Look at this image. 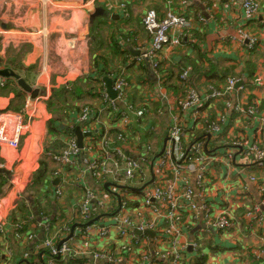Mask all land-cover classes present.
Masks as SVG:
<instances>
[{
    "label": "crops",
    "instance_id": "0c3cea01",
    "mask_svg": "<svg viewBox=\"0 0 264 264\" xmlns=\"http://www.w3.org/2000/svg\"><path fill=\"white\" fill-rule=\"evenodd\" d=\"M259 2L260 13L254 18H247L240 0H94L88 4L79 0H0V69H12L32 88L41 89L43 95L40 96H47L48 99L54 90L65 87L78 78L87 74L105 73L106 70L109 74H124L132 87L129 97L131 102L137 103L142 93L148 96L151 92L157 96L155 82L150 75L152 72L139 73L134 64L138 54L147 48L149 42V37L142 28V17L136 13L140 7L155 10L161 18L171 11L188 21V29L196 35L197 39L194 41L197 42L198 49L205 53V58L216 63L220 72L214 79L192 73L193 82L199 87L210 83L217 87L222 86L225 79L232 75L251 80L250 77L264 72V0ZM95 7H102L105 15L90 20L89 12ZM111 12L117 14V18H114ZM199 15L203 17V21L198 20ZM239 30L248 35H257L259 45L254 54L249 53L245 44L238 40ZM190 31L188 35L191 36ZM177 35L181 38L183 32ZM99 37H102L103 42ZM111 37L118 38L116 44L121 47L120 50L116 48ZM193 56L187 46L179 45L165 49L158 57L165 71L174 68L183 60L182 57ZM249 61L254 63L252 73L247 71ZM205 65L207 67L208 64ZM225 71H228L227 75H224ZM178 74L173 73V77H170L172 84L177 83ZM108 75L103 78L105 90V80H110ZM1 82L10 87H0V110L8 109L17 93L24 94L25 100L29 97L19 89L14 80L0 78ZM47 86L48 89H45ZM88 88L89 86L86 89ZM246 88L247 104L257 103L262 118L264 93L255 90L249 82ZM94 95L95 90H91V94L85 92L79 101H73L75 98L70 96L68 101L76 103L79 107L96 109L101 106V101ZM231 98L239 101L240 95L234 93ZM153 105L154 108L164 111L161 101L156 99ZM210 114L214 116V113ZM77 118L76 113L68 114V119L63 118L60 129L68 126L70 120L76 122ZM167 122L166 114L158 116L150 110L142 125H135L130 137H139L140 146L150 145L159 150L166 138ZM104 127L112 128L114 125L110 117L102 114L97 123L90 125V130L94 133ZM139 128L146 131L143 132ZM258 129L259 123L256 121H250L239 113H231L223 133L210 138L209 147L218 148L229 134L236 132L241 133L248 141L261 142L264 140V128L259 131ZM162 134L165 135L163 139L160 138ZM69 138L75 139V136L67 130L57 136L48 135L47 138L46 125L44 137L37 139L33 136L21 145L20 158L9 149H0V165L5 167L1 174L7 176V184L0 192V224H4L6 229L5 235L0 237V249L5 254L7 264H46L48 255L41 250L47 235L39 226V220L47 217L56 229L67 226L70 232L72 225L78 223L76 213L85 187L93 190L97 188L91 177L83 174V166L77 165L63 170L52 164L54 170L51 175H47L51 185L40 187L34 198L29 195L31 217L36 220L33 221L30 216L23 220L22 215L16 211L21 200L27 196H23V193L33 184V174L41 158L37 151L45 150L42 141L50 147L57 142L65 145ZM203 138L208 139L209 136L203 132L197 133L196 140ZM90 142L89 137L83 139L85 146ZM60 149L48 148L49 151ZM251 176H255L258 181L264 180V170L253 164L250 157L240 156L228 166L221 162L213 163L207 175L209 186L206 197V202L211 206V213L207 215L199 209L194 218L190 215L191 212L184 215L185 228L181 242L188 245L196 242L198 249L188 248L183 253L181 264H195L199 258L204 259L201 264H264V222L258 225L246 216L248 211H253L260 205L262 198L258 186L249 180ZM188 183L194 188L193 177ZM262 185L264 186V183ZM55 188L63 190L62 198L56 202L51 199ZM123 198H126L129 204L122 214L135 219L137 211L142 210L139 201L131 193L123 195ZM195 202L201 205L199 200ZM31 204L37 215H34ZM111 207L113 208V204ZM116 207L117 202L114 210ZM221 207L229 208L233 218L234 226L228 232L216 231L208 225V219L214 220L221 214ZM260 213L264 215V208H260ZM109 218L111 217L100 218L97 223L99 226L107 224ZM148 218L145 211L144 219ZM18 223H23L24 231L35 235V240L17 241L12 229ZM69 232L60 233L55 242L64 240ZM137 236L139 237L135 241L121 239L115 229L111 228L106 237H100L96 230H91L89 235H85L82 228H76L67 246L71 254L86 260L84 264H100L91 258L90 254L95 250H107L119 255L124 259L122 264H140L143 254L167 252L171 248L169 239L163 234L156 236L150 231ZM153 264H167V261L162 259Z\"/></svg>",
    "mask_w": 264,
    "mask_h": 264
},
{
    "label": "built area",
    "instance_id": "2783aa9c",
    "mask_svg": "<svg viewBox=\"0 0 264 264\" xmlns=\"http://www.w3.org/2000/svg\"><path fill=\"white\" fill-rule=\"evenodd\" d=\"M240 2L247 18H254L261 11V5L257 0H240ZM198 20L203 21V17L199 15ZM141 22L149 42L147 48L138 54L136 61L148 63L153 72L150 75L155 82L157 96L152 95L151 92L148 96L142 93L137 103L128 102L127 94L131 92V84L123 73H111L108 78L116 93L115 98L111 99L104 89L102 93L104 104L96 109L83 107L76 119L80 126H84L80 130L83 133H90L89 145L83 144V148L79 149L76 140L71 138L67 139L68 141L60 150L39 149L37 153L39 157L46 155L53 164L63 170L77 165L83 166V174L89 175L97 185L95 190L85 187L76 213L78 223L84 224L82 229L85 235H89L91 230H96L100 237H106L111 228H114L121 239L135 241L139 237L137 235H145L150 231L156 236L160 235V228L164 227L165 236L171 244L170 250L153 252L152 255L143 254L140 264H153L162 259H166L167 264H181L183 253L188 248L198 249L196 242L189 245L181 242L185 228L184 215L191 212L190 215L194 218L199 209L207 215L211 213V206L206 202V197L209 186L207 175L213 163L221 162L228 166L238 157L245 156L250 157L253 164L264 170V140L248 141L241 136V133L236 132L229 134L218 148L209 147L210 138L218 137L223 133L231 113H239L250 121H256L259 123L258 131L264 128V116L261 118L259 115L258 104H247L248 90L246 88L249 82L255 90L264 93V72L255 74L250 81L245 80L244 77L228 76L222 86L217 87L210 83L199 87L193 82L192 73L185 69L178 77V82L182 84V92L171 93L164 87L163 75L157 72L158 56L165 49L180 45L181 38L177 34L189 27L188 21L171 11L161 18L155 10H147ZM237 38L245 44L247 51L254 49L258 41L256 36L248 35L241 30L237 33ZM3 86L4 83L1 82L0 87ZM45 89H48V86ZM234 93H239V101L231 98ZM47 99V96H38L35 99L28 97L22 113L7 109L0 110V149L11 150L18 158L21 145L25 141L33 136L37 139L44 137L46 125L50 119ZM156 99L164 106V111L158 110L157 115L168 116L166 142L159 150L153 149L150 145L140 146L139 137H130L135 125H142ZM119 103L124 106V111L120 118L115 119V125L114 119L110 118L114 127L118 129L116 139L108 135L109 128L104 127L93 133L90 130L91 120L97 123L99 116L105 114L107 108L117 111ZM210 112L214 113L213 117ZM199 132H203L209 138L196 140ZM154 158L151 170L150 164ZM3 169L5 167L0 165L1 172ZM151 175L154 180L150 185L145 186L140 192L133 190L143 187L151 179ZM191 177L194 178V188L188 183ZM249 180L258 186L262 198L260 205L253 211H248L246 216L261 225L264 222V215L260 213V208H264V186L262 185L264 180L258 181L255 176L249 177ZM105 183L118 185L121 188L111 186L106 191L103 188ZM114 192L121 199L119 212L111 216L107 224L99 226L97 222H94L86 225L101 214L109 215L115 211L114 207H111L113 201L118 203ZM129 193L139 201L142 207V210L137 211L135 219L122 214L129 203L123 195ZM108 195L112 198H108ZM62 196L61 188H55L51 193V199L55 202ZM195 200H199L201 205H197ZM220 210L221 214L214 220L208 219V225L216 231L228 232L234 226L231 211L227 207H221ZM145 211L149 216L148 219H144ZM105 217L109 216L102 218ZM39 223L44 234L47 235L43 240V247L49 251L46 264H55L57 259H68L70 254L68 241L58 247L59 242L56 243L55 239L60 233L69 232V228L65 226L56 229L47 217L42 218ZM5 233L4 224H0V237H3ZM13 235L17 241H31L36 238L35 235L23 231V223L14 226ZM90 255L93 261L100 264L124 262L122 257L107 250H95ZM0 264H7L1 249Z\"/></svg>",
    "mask_w": 264,
    "mask_h": 264
},
{
    "label": "trees",
    "instance_id": "16d2710c",
    "mask_svg": "<svg viewBox=\"0 0 264 264\" xmlns=\"http://www.w3.org/2000/svg\"><path fill=\"white\" fill-rule=\"evenodd\" d=\"M255 21H256V19H255ZM190 30L188 28L183 30V35L181 37L180 45L187 46L188 49H190L192 51L194 56L193 57H182L181 59H183V60L179 61L177 63V65L172 69H165V71H164L162 64L160 62H159L158 68H157V72L161 73L163 75L164 87L168 91H171V92L176 93V94L178 92H182V90H183L182 84H180L178 82V77H179V74L182 73V71H184L185 69H188L189 73H194L197 76L206 75L208 77V79H214L218 76L217 73H220L217 70L216 63L205 58V53L201 52V50L198 49L197 44H196L197 42L194 41L195 39H197L196 35L194 34L193 31H190ZM188 31H190V33L192 34L191 36L188 35ZM119 37L124 39L121 35H119ZM99 40H101L100 37H99ZM111 40L114 41L113 43H115L116 48L118 50H120L121 47H119V45L116 44V43H118V38L114 39L113 37H111ZM258 45H259V42L257 41V44L255 45L254 49H252L248 52L251 54H254L257 51ZM134 64H136L137 70L139 71V73H148L149 71H151V69H150V67L146 61L145 62L144 61L138 62V63L136 61H134ZM205 64H208L207 67ZM247 65H248L247 71L252 73V70L254 68V63L252 61H249ZM108 72L109 71L106 70L105 73H96L97 75H95V74L84 75V76L78 78L77 80H75L73 83H71L65 87H62L58 90H54L51 93V95L49 96V99L47 101V108L52 115V117L50 118V120L47 123V138H48V135L49 136H57L60 133H62L64 130H67L69 133H71L73 135V133H72L73 129H75L76 127H79V128L84 127L83 125L80 126L77 122L70 120L69 121L70 124L68 126H65L63 129H60V125H61V123H63V118L68 119V114H70V113L79 114V112H80V107L77 106L76 103H73V104L71 102L69 103L68 98H69V96L74 97L75 99H73V101H79L85 92L86 93L88 92L91 94V90H95L94 96H97L98 99H100V101H101V105H103L104 103L102 102V93H103L104 88H105L104 83H103V78H105L106 75L109 74ZM164 72L170 73V75H167ZM173 73H179L178 77L176 78V80H177L176 84H172L170 82V77H173ZM227 74H228V71H225L224 75H227ZM250 78H252V77H250ZM247 80L249 81L250 79H247ZM87 86H89L88 89H86ZM8 87H10V85L9 86L4 85L1 88L6 89ZM152 89H153V86H152ZM24 96H25L24 94L17 93L15 96V99L10 104V106L7 110L15 112V113H22L23 112V105H24L23 102L25 101ZM129 97H130V93L127 94L128 102H130ZM158 110H162V109L154 108V105L152 103L151 112L157 114ZM123 111H124V106L121 103H119L117 105V111H112L110 108H107L105 111L106 113L103 115L108 116V113H110V118L112 120L113 119L117 120L118 118H120V115ZM62 112H65V116L63 118L58 117L57 114H61ZM114 120H113V122L115 125L116 120L115 121ZM94 121L95 120L92 119L91 124ZM108 135L110 137L116 139V137L118 135V129L115 127L109 128ZM69 139H71V138H69ZM129 139L130 138L128 137V140ZM63 147H64V143L60 144L59 142H57L56 144H52V146H50V147H46L45 150H48V148H59L60 149ZM52 164L53 163L46 157V155H43L39 159L38 168L34 172L33 178H32L33 184L30 187V189L25 192L24 196L31 195L34 198L36 191H38L40 187H48L49 185H51V182L49 180H47V178H48L47 175L48 176L51 175L53 170H54V168L52 167ZM1 173H0V192H1L2 188H4L5 185L7 184V176L4 173L3 174H1ZM24 198L21 200V204L16 208L17 209L16 211L20 215H22L23 220H26L27 219L26 216L31 217V210H30L29 203ZM127 204H129V203H127ZM39 216H40V213H39ZM31 219L33 221L36 220L35 217H31ZM13 228H14V226H13ZM23 231H24V227H23ZM41 252H44V254H46V255L49 254L48 249H46L44 247H43V250H41ZM85 261L86 260H84L83 258L77 257L74 254L70 253L68 256V259H66V260L57 259V261H55V264H84ZM198 261H196L195 264H201L204 261V259L199 258Z\"/></svg>",
    "mask_w": 264,
    "mask_h": 264
},
{
    "label": "water",
    "instance_id": "95a60500",
    "mask_svg": "<svg viewBox=\"0 0 264 264\" xmlns=\"http://www.w3.org/2000/svg\"><path fill=\"white\" fill-rule=\"evenodd\" d=\"M81 1L83 2V4H88V3L94 2V0H81ZM89 14H90V20H93L97 16L105 15V12H104V9L102 7H95L94 9H92L89 12ZM0 78L7 79V80H14L16 82L17 86L19 87V89L22 92H24L25 94L29 95L30 99H35L36 97H38L40 95H43V91L41 89L32 88L29 84H27V82L23 78H21V76L19 74L15 73L12 69H9V68L0 69ZM105 81H106L107 94L109 95V97L111 99L115 98L116 93L111 88L110 80H105ZM72 132H73V134L75 136L76 144H77L78 148L82 149L83 148V139L85 137H89L90 133H83L80 130L79 127H76L75 129H73ZM165 142H166V138H165L164 144H165ZM154 160H155V158L152 160V162L150 164V169L151 170H152V164H153ZM153 180H154V177H153V175H151V179L143 187H141L139 189H133V190L137 191V192H140V191H142V189L145 186L150 185L153 182ZM111 186H113L115 188H121L120 186L113 185L111 183H105L103 185V188H104V190L108 191L109 187H111ZM115 195H116V198H117V201H118V208L112 214L98 216L94 220H92L89 223H87L86 225H89V224H92L94 222H97L100 218H102L104 216H109V217L114 216V215H116L119 212L121 199H120V197L117 194H115ZM25 198L28 201V203H31V197L29 195H27ZM31 205L33 207V204H31ZM33 209H34V215H37L36 209L34 207H33ZM39 222H40V220H39ZM82 227H84V224L74 223L72 225L71 229H70L69 235L64 240L59 242L58 247H60L62 243L67 242L69 239L73 238L74 231H75L76 228H82Z\"/></svg>",
    "mask_w": 264,
    "mask_h": 264
},
{
    "label": "rangeland",
    "instance_id": "374dc122",
    "mask_svg": "<svg viewBox=\"0 0 264 264\" xmlns=\"http://www.w3.org/2000/svg\"><path fill=\"white\" fill-rule=\"evenodd\" d=\"M258 2H259V0H257ZM260 3V2H259ZM118 7H120V5H118ZM112 9H114L113 7H112ZM116 10V9H115ZM118 10V9H117ZM138 12H136L137 14H138V16H140V18L142 17L143 18V16H144V14H143V12H146L145 10H147L146 8H138ZM148 10H153V9H148ZM114 11V10H113ZM112 13V16L114 17V18H117V14H115L114 12H111ZM167 13V12H166ZM139 18V19H140ZM107 22H110L109 20H106ZM257 36V35H256ZM100 39H101V41H103V39H102V37H100ZM228 49V48H227ZM83 109V107H80V111ZM50 113V112H49ZM57 116L58 117H64L65 116V112H62L61 114H57ZM52 117V115H51V113H50V118ZM50 120V119H49ZM164 134H162V135H160V138L161 139H163L164 138ZM42 146H43V148H45L46 149V142L45 141H42ZM20 158V157H19ZM34 159V158H33ZM32 160V159H31ZM30 160V161H31ZM11 183H13V181H12V179H11ZM23 194H25V193H23ZM24 196V195H23ZM111 196L110 195H108V198H110ZM1 198V197H0ZM114 200V199H113ZM112 204H113V207H114V205H116V201H113L112 202ZM118 204V203H117ZM117 209V208H116ZM115 209V210H116ZM0 215H1V210H0ZM161 229V234H163V235H165V229H164V227H161L160 228Z\"/></svg>",
    "mask_w": 264,
    "mask_h": 264
}]
</instances>
